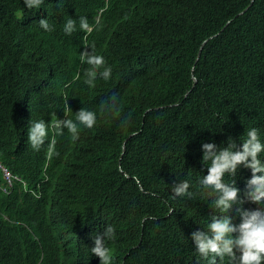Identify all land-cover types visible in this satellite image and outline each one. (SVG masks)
<instances>
[{
  "label": "trees",
  "instance_id": "obj_1",
  "mask_svg": "<svg viewBox=\"0 0 264 264\" xmlns=\"http://www.w3.org/2000/svg\"><path fill=\"white\" fill-rule=\"evenodd\" d=\"M189 2L193 15L186 5L174 2L152 15L147 10L131 29L125 26L131 35L127 51L105 63L112 70L110 79L97 78L94 88L83 82L76 86L72 109L96 112L107 141L83 136L76 147H68L62 135L55 148L59 155L49 158L48 149L33 150L28 123L40 113L27 108L24 113L16 93L0 86L2 159L36 189V194L26 195L17 188L10 197L0 198V209L14 222L13 235L0 237L5 242L14 239L16 257L35 249L37 241L57 249L64 240V224H70L77 233L66 250H49L59 262L53 264H92L91 252L85 259L82 255L92 241L84 247L80 242L90 231L111 225L116 238L108 245L113 264H208L191 240L193 231L207 229L212 214L213 198L198 184L207 174L202 143L227 146L229 137L240 141L253 127L264 143V0H206L205 7ZM46 17L53 31L29 27L20 37L40 41L50 57L64 50L67 40L59 35L54 16ZM73 43L80 53L81 42ZM46 80L44 75L42 82ZM113 96L118 109L108 115L101 106ZM239 113L257 119L238 120ZM135 132L120 162L122 145ZM84 146L93 150L84 151ZM259 159L264 162V152ZM57 174L63 177H54ZM250 177V169L237 171L242 192ZM232 179L224 177L226 183ZM183 180L194 193L191 200L172 196V186ZM243 207L258 205L246 202ZM227 215L240 222L235 206ZM142 234L141 250H127ZM15 258L0 264H14ZM222 264H228L227 257Z\"/></svg>",
  "mask_w": 264,
  "mask_h": 264
},
{
  "label": "clouds",
  "instance_id": "obj_2",
  "mask_svg": "<svg viewBox=\"0 0 264 264\" xmlns=\"http://www.w3.org/2000/svg\"><path fill=\"white\" fill-rule=\"evenodd\" d=\"M189 1L0 0V86L16 93L24 113L26 108L29 113H40L32 115L29 119L28 144L31 148L35 151L48 149V157L51 158L53 155H59L55 151L57 136L65 135L69 140L68 147H76L83 136L105 141V137L101 135L102 129H99L100 121L96 112L83 107L72 109L77 99L76 86L83 82L94 88L97 78L105 81L110 79L112 70L106 67L105 63L116 60V55L127 51L131 35L125 33V26L128 25L131 29L132 23L144 17L147 10L152 15L157 8L174 2L179 6L186 5L190 12ZM191 2L196 5L202 3L203 7L206 4V0ZM248 8L249 6L245 10ZM180 9L186 10L182 7ZM48 13L54 16L59 35L67 40L66 48L50 57L44 52L40 41H35L28 35L20 37L21 32L26 33L29 27L53 31L46 17ZM74 40L80 41L82 45L78 54ZM45 43L52 46L54 42L48 40ZM51 63L56 65L54 70ZM44 75L47 80L42 82ZM52 75L56 77L54 82ZM36 84H45L48 91L43 92L42 87L37 89ZM26 94L29 95L27 103ZM62 100L64 103L61 105ZM117 109L118 100L115 96L101 106V111L108 115ZM72 112L74 116L71 117ZM40 115L43 116L39 117ZM33 116H36L34 120ZM237 119L257 118L239 113ZM21 121L24 124L23 118ZM137 135V132L129 135L122 145L120 162L125 155L127 141ZM1 137V142H5V135ZM48 139L50 141L47 144ZM235 140L229 137L227 146L223 147L215 142L202 143V162L207 167V174L203 175L198 184L213 198L212 214L207 229L193 231L191 240L195 251L207 260L208 264H218V260L222 264L225 257L228 258V264H264V207H259L264 206V162L259 159V155L264 152V143L261 142L259 130L255 127L246 132L244 138L240 139L241 142ZM241 168L251 170V177L245 181L243 192L236 183L237 171ZM0 171L3 176L0 198L10 197L17 188L26 195L36 194V189H30L23 175L9 169L2 159L1 152ZM226 175L233 178L231 182H225ZM189 189V182L183 180L172 186V196L191 200L194 193ZM246 202L258 207L245 209L243 205ZM234 206L240 216L239 223H234L227 215ZM64 225V240L57 249L40 244L37 236L26 230V233L36 239L37 247L25 256L16 257L14 239L12 242H5L0 237V263L15 257L14 264H48L47 259L50 264L58 262L55 252L49 250H66V244L77 233L70 224ZM13 229L14 222L0 209V235L11 236ZM94 231L96 229L90 231L80 242L84 247L87 241H92L91 247L83 250V258L91 252L92 255L88 259L92 260V264H113L114 256L108 245L116 240L115 228L107 225L101 232L95 234ZM142 242L143 234L139 241L133 242L127 250H141ZM128 256L129 253L125 258Z\"/></svg>",
  "mask_w": 264,
  "mask_h": 264
},
{
  "label": "bare ground",
  "instance_id": "obj_3",
  "mask_svg": "<svg viewBox=\"0 0 264 264\" xmlns=\"http://www.w3.org/2000/svg\"><path fill=\"white\" fill-rule=\"evenodd\" d=\"M15 34L16 35H18L17 34V32H15ZM103 57H107V55H103ZM54 67L56 66L55 65V63H51ZM37 89H39V87H42V86H39V85H37L36 84V86H35ZM44 87H46V85L44 84ZM43 88V87H42ZM41 88V89H42ZM116 112V111H115ZM117 114V113H116ZM113 139H116V138H113ZM108 140V138H105V141H107ZM98 146H96L95 148H97ZM106 147V146H105ZM94 148V149H95ZM79 149H81V147H79ZM82 149H84V151H90V150H93V148L91 147V146H84V147H82ZM67 159H73V156H69ZM57 177V178H61V177H63V175L62 174H57V175H54V177ZM99 232V231H98ZM97 231H94V233L96 234V233H98Z\"/></svg>",
  "mask_w": 264,
  "mask_h": 264
}]
</instances>
